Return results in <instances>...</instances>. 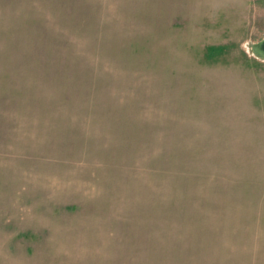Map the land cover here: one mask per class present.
Returning a JSON list of instances; mask_svg holds the SVG:
<instances>
[{"label":"rangeland","instance_id":"rangeland-1","mask_svg":"<svg viewBox=\"0 0 264 264\" xmlns=\"http://www.w3.org/2000/svg\"><path fill=\"white\" fill-rule=\"evenodd\" d=\"M264 0H0V264H264Z\"/></svg>","mask_w":264,"mask_h":264},{"label":"water","instance_id":"water-1","mask_svg":"<svg viewBox=\"0 0 264 264\" xmlns=\"http://www.w3.org/2000/svg\"><path fill=\"white\" fill-rule=\"evenodd\" d=\"M247 49L249 55L253 56L255 59L264 61V36L257 43L248 44Z\"/></svg>","mask_w":264,"mask_h":264}]
</instances>
